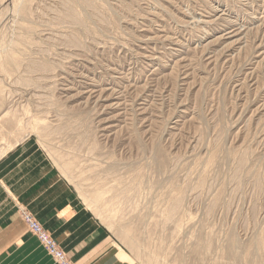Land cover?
Here are the masks:
<instances>
[{
  "label": "rangeland",
  "instance_id": "obj_1",
  "mask_svg": "<svg viewBox=\"0 0 264 264\" xmlns=\"http://www.w3.org/2000/svg\"><path fill=\"white\" fill-rule=\"evenodd\" d=\"M8 162L124 264H264V0H0Z\"/></svg>",
  "mask_w": 264,
  "mask_h": 264
},
{
  "label": "crops",
  "instance_id": "obj_2",
  "mask_svg": "<svg viewBox=\"0 0 264 264\" xmlns=\"http://www.w3.org/2000/svg\"><path fill=\"white\" fill-rule=\"evenodd\" d=\"M3 166L0 264H57L38 237L28 231L29 226L20 216L22 208L45 225L75 264H124L121 249L111 253L113 245L106 230L82 217L69 203L73 199L69 185L57 180L50 170H24L12 167L10 162Z\"/></svg>",
  "mask_w": 264,
  "mask_h": 264
},
{
  "label": "built area",
  "instance_id": "obj_3",
  "mask_svg": "<svg viewBox=\"0 0 264 264\" xmlns=\"http://www.w3.org/2000/svg\"><path fill=\"white\" fill-rule=\"evenodd\" d=\"M20 214L23 220L29 225L31 232L38 237L58 264H74L68 257V254L59 246L56 239L45 229V227L33 216L30 211L23 209Z\"/></svg>",
  "mask_w": 264,
  "mask_h": 264
},
{
  "label": "bare ground",
  "instance_id": "obj_4",
  "mask_svg": "<svg viewBox=\"0 0 264 264\" xmlns=\"http://www.w3.org/2000/svg\"><path fill=\"white\" fill-rule=\"evenodd\" d=\"M29 226V225H28ZM30 228V227H29ZM57 264H58V262H57Z\"/></svg>",
  "mask_w": 264,
  "mask_h": 264
}]
</instances>
